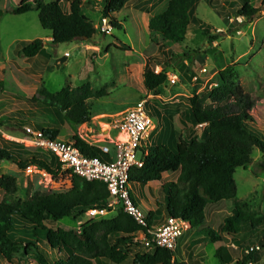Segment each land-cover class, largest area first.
<instances>
[{"label": "trees", "instance_id": "obj_1", "mask_svg": "<svg viewBox=\"0 0 264 264\" xmlns=\"http://www.w3.org/2000/svg\"><path fill=\"white\" fill-rule=\"evenodd\" d=\"M130 1L104 0L100 18L108 19L113 29H119L118 22L112 16ZM239 1L240 8L235 17L241 20L232 23V27L228 29L230 33H237L240 28L250 25L260 11L252 6L251 0ZM196 2L197 0H169L165 11L152 17L148 31L166 43L183 44L186 33L195 21ZM260 7L264 8V0H260ZM30 12L37 13L39 25L49 32L53 47L77 41L90 43L97 34L93 21L82 9V0H71L65 11L58 0L49 3L34 0L15 8L12 14L23 15ZM202 34L208 45L221 35H211L207 27L202 29ZM18 55L26 59L38 57L44 62L50 59L41 40L27 43ZM194 56L195 53L191 51H184L181 55L172 54L166 65L179 58L192 63ZM154 57L152 60L157 62V56ZM186 67L181 65V69ZM165 68L155 74L150 64H146L143 83L148 94L154 97L160 95L161 88L167 83ZM218 76L221 85L211 92L210 105L199 109L194 100L190 101L192 107L187 119L191 127L186 130L184 139L174 146L160 143L151 146L146 150V156L144 150H141L143 167L130 170L128 183L130 186L144 187L160 182L164 174L178 173L176 182H169L161 187L165 213L167 217L182 220L190 229H197L204 224L209 206L230 203V215L224 219L218 231L207 229L206 238L202 242L212 246L219 245L214 253L218 264H258L263 258L264 230L262 229L261 235L255 233L259 227H264V214L246 212L239 204L234 173L238 168L246 171L251 166L254 149L264 155L263 134L249 124L252 123L249 114L255 104L237 82L234 68H227ZM36 95L37 98L32 100L39 113L45 109L52 115L49 120L51 124H56L57 121L59 125L66 123L71 128H78L91 123L87 101L93 93L87 86L76 90L63 89L56 94H50L41 88ZM145 99L140 97L138 101ZM148 114L162 119L156 109L152 113L148 111ZM200 125L206 126L203 137H190L194 133L193 129ZM36 130L51 139H56L59 135L57 128L50 129L45 125ZM188 137L190 138L187 139ZM71 141L85 157L111 161L109 155L102 154L96 146L85 142L78 133L71 137ZM12 145L19 147L13 143ZM1 162L15 164L20 170L35 167L54 180L67 178L71 186L65 192L37 197L24 203L10 201L7 197L0 202V257L7 263L32 257L35 264H188L177 262L174 252L164 249H156L150 254L140 250L132 255L133 236L140 232L146 233L152 226L155 214L161 215V209L157 208L154 214L149 213L144 226L121 212L112 218L87 221L81 225L80 231L64 230L56 225L67 219L76 224L93 207H105L108 200L106 186L96 181L88 182L70 171H62L58 160L47 152L27 157L21 152L14 153L7 147H0ZM0 188L8 196L12 195L15 190L14 178L8 175L1 177ZM254 237V240H260V250L244 255L241 262L234 263L227 247L233 245L242 248L247 241L251 243Z\"/></svg>", "mask_w": 264, "mask_h": 264}, {"label": "rangeland", "instance_id": "obj_2", "mask_svg": "<svg viewBox=\"0 0 264 264\" xmlns=\"http://www.w3.org/2000/svg\"><path fill=\"white\" fill-rule=\"evenodd\" d=\"M33 1L0 0V147H7L14 153L21 152L27 157L45 154V151L26 142L24 131L25 128H33L41 122L50 129L57 128L59 140H70L80 132L88 144L95 145L96 141L102 140L97 136V131L102 128L100 124L109 121L111 123L114 118L112 116L131 107L140 97L147 99V110L150 113L158 110L162 120L172 125L174 133L170 146H174L184 139L185 129L191 127L187 119L188 111L192 107L190 101L194 100L196 108L199 109L210 105L211 92L221 85L218 74L230 67L237 72V82L255 106H264V8L260 7V0H251L252 6L260 10L259 14H256L250 25L240 28L237 33H230L228 29L234 21L241 20L235 17L240 8L239 0H197L194 7L195 21L186 33V41L176 45L166 43L148 31L152 17L162 14L166 9L158 6L153 10L154 7L149 4L154 1L147 4L144 3L146 0H131L120 12L112 16L118 22L119 29L111 27L110 31L103 32L100 29L102 19L99 13L104 7V0H82L84 13L91 18L97 29L96 36L90 43L77 41L57 47L50 43L49 32L39 25L36 12L12 14L15 8ZM42 1L49 3L55 0ZM58 1L65 11L71 0ZM140 6H146L143 13L135 10ZM206 27L210 29L211 35L221 33L211 45H208L206 37L202 34V29ZM34 40L42 41L45 52L50 57L49 61L16 56L18 51ZM184 51L195 53L193 62L189 61L186 69H181L184 63L180 58L166 65L168 57L172 54L181 55ZM154 56H157V62L152 60ZM1 63L6 65L3 67ZM146 64H150L154 70L157 67L160 71L166 67L164 70L167 79L172 75L177 76L176 84L169 85L167 82L158 97L148 94L143 83ZM86 86L93 93L87 101L91 123L78 128H71L66 123L59 125L57 121L56 124H51L49 120L52 115L45 111V118L42 117L32 100L37 98L36 93L41 88L50 94H56L63 89L76 90ZM16 105H21V108L15 107ZM253 110L249 115L254 123L249 124L256 127L257 113ZM151 118L154 128H158L157 132L161 128L164 129L163 144L167 145L169 129L162 126L161 120L153 116ZM201 127L202 125L198 126L196 134L203 132ZM262 134L264 139V131ZM151 142L156 145L153 138L146 144L150 147ZM251 159L252 164L246 171L241 168L235 170L236 199L246 212L264 214V155L254 149ZM5 175L14 178L15 190L8 196L0 188V202L7 197L10 201L24 203L37 197L65 192L71 187L67 178L54 180L35 167L20 170L15 164L1 162L0 178ZM174 180L175 177H170L166 182ZM151 189L153 190V186ZM138 193L136 185L130 186L131 199L147 216L149 209L145 197L149 199L150 192L148 188H143L140 196ZM159 194L163 196L160 191ZM160 204L163 208V203ZM209 207L210 213L206 212V220L202 226L183 232L174 252L177 262L218 264L214 258L216 249H213L214 246H219L218 244L212 246L201 239L183 248L184 242L193 236L194 231L199 230L198 238L201 235L206 236V230L209 228L218 231V226L231 213V205L228 202ZM161 215L162 218H167L164 209L161 210ZM79 222L75 224L67 219L59 222L56 227L80 231L81 225L87 221L84 218ZM262 229L264 230V227H259L255 235L260 234ZM222 237L227 238L226 235ZM254 239L255 237L251 243L247 241L242 248L237 246L236 251L231 246L227 247L234 262L242 261L247 248L245 246H260V240ZM131 251L132 255L140 252L134 246ZM262 253L264 255V249ZM0 264L9 263L0 257ZM12 264L35 262L30 257L21 261L15 259Z\"/></svg>", "mask_w": 264, "mask_h": 264}, {"label": "built area", "instance_id": "obj_3", "mask_svg": "<svg viewBox=\"0 0 264 264\" xmlns=\"http://www.w3.org/2000/svg\"><path fill=\"white\" fill-rule=\"evenodd\" d=\"M100 29L103 32L110 31L111 25L107 19H102ZM185 66H189L187 60H183ZM161 71L156 67L155 74ZM205 72V71H204ZM177 76L168 77L169 85H175ZM110 130L115 133L114 139L108 145H101L98 149L104 155L113 152L114 159L104 162L98 158H88L80 153L70 140L51 139L41 131L33 128H25L27 140L37 149H41L55 157L61 165L62 171H70L72 174L88 181L100 182L106 186L108 200L105 207H93L85 214L86 221H99L112 218L123 212L129 215L137 224L144 226L146 215L135 205L130 196L128 183L131 169H141L142 142L155 128L152 118L147 111V99L139 100L131 107L114 116ZM112 146V148H110ZM147 151L144 150V156ZM189 225L180 219L167 217L158 227L151 226L146 233H136L133 236V246L139 250L152 253L156 249H164L174 252L179 239ZM236 251L235 246H231ZM257 244L249 246L245 255L258 252ZM247 264H252L251 262Z\"/></svg>", "mask_w": 264, "mask_h": 264}, {"label": "crops", "instance_id": "obj_4", "mask_svg": "<svg viewBox=\"0 0 264 264\" xmlns=\"http://www.w3.org/2000/svg\"><path fill=\"white\" fill-rule=\"evenodd\" d=\"M152 1H154L153 3H150V2H152ZM168 1L169 0H146V1H144V3H147V2H149L150 4H149V6L150 7H154V9L153 10H155L158 6H162L163 8H166L167 7V4H168ZM148 4V3H147ZM144 9V10H143ZM145 9H146V6H140L138 9H135V10H140L142 13H143V11H145ZM18 53H19V51L17 52V54H16V56L19 58L20 56L18 55ZM36 59H38V57H36ZM189 62V61H188ZM2 64V66L4 67L5 65H6V63H1ZM21 105H16L15 107H19V108H21L20 107ZM253 109H255L256 110V113H257V115H256V123H258V125H256V127H254V128H256L257 130H259V131H261V132H263L264 131V106H260V105H257V106H254V108ZM252 109V110H253ZM126 110V109H125ZM251 110V111H252ZM37 111V110H36ZM123 112V111H122ZM253 112H254V110L252 111V113H251V116H253ZM27 113H29V112H27ZM119 113H121V111L120 112H118L117 114H119ZM40 114L42 115V117H44L45 118V109H42L41 110V112H40ZM117 114H115L114 116H116ZM114 116H112V117H114ZM111 117V118H112ZM163 119V118H162ZM161 119V123H162V126L163 127H165L168 131H169V137H168V143H167V145L168 146H170V144L172 143V134L174 133V128L172 127V125L170 124V123H165L163 120ZM44 121H45V119H44ZM50 122V121H49ZM252 123H254V121H253V118H252ZM251 123V124H252ZM42 125H45L44 123H37V124H35L34 125V127H33V129H38V127L39 126H42ZM101 126H102V128L99 130V131H97V133H98V135L97 136H100L101 138H102V140L101 141H96L95 142V145H92V146H96L97 148H99L102 144L103 145H108L109 143H110V140H113L114 139V136H115V133L113 132V131H111L110 130V126L109 125H111V123H110V121L109 122H106V123H104V124H100ZM84 128H86L85 126H83ZM202 129H204L203 130V132L201 133V134H196L195 132H196V129H198V126L197 127H195L194 129H193V134L192 135H190V137L192 136V137H195L196 139H200V138H202L203 137V135H204V131L206 130L205 128H206V126L205 125H202V127H201ZM104 129V130H103ZM188 128H186L185 129V133H186V130H187ZM157 130H158V128H156V129H154L152 132H150L149 134H148V137L142 142V150H147L148 148H149V146L146 144V142L148 141V142H150L151 140H152V138H153V140H156V144H162V145H165V144H163L165 141V135H164V129L163 128H161L158 132H157ZM157 132V133H156ZM80 132H78V136L81 138V139H83V137H82V135L81 134H79ZM190 137H188L187 139H189ZM58 138V137H57ZM186 139V140H187ZM84 140V139H83ZM85 141V140H84ZM86 142V141H85ZM166 145V146H167ZM146 146V147H145ZM151 146H154L153 145V142H151V145H150V147ZM110 148H112V146H110ZM110 159L112 158V159H114V155H113V152H111V154H110ZM170 177H175V180L172 182V183H174V182H176V180H177V177H178V173H176V174H164L163 176H162V179H161V181L160 182H153V183H150V184H148V185H146V186H144V187H142V186H137V189H138V194H139V196L143 193V188H148V190H149V192H150V196H149V199H147L146 197H145V201H146V205H147V207H148V214L149 213H153L154 214V212H155V210L157 209V208H159V209H161L162 211H163V209H164V212H165V206H164V195L163 196H160V194H159V191L162 193V191H161V187H162V185H164V184H166L167 182V180H168V178H170ZM169 183V182H168ZM153 186V190L151 189V187ZM153 193H155V194H153ZM160 203H163V208L161 207L162 205L160 204ZM152 207H154V209L152 208ZM214 207H216V206H214ZM210 209V207H208L207 208V210H206V212L208 211ZM209 212V211H208ZM210 213V212H209ZM156 216H154L153 217V220H152V226L153 227H158V226H160L164 221H165V219L166 218H162V215H158V214H155ZM206 216H207V214L205 213V220H206ZM222 224V223H221ZM220 224V225H221ZM219 225V226H220ZM219 226H218V228H219ZM209 229H211V228H209ZM189 231H193V230H191L190 228H189V230H188V232ZM198 234L200 235V233H199V230L197 231H194V233H193V236L191 237V238H188L185 242H184V245H183V248L185 249L186 248V246L187 247H189V245H192V244H194L195 242H197V240H203V239H205L206 238V236L204 235H201V237H197L198 236ZM196 237V238H195ZM186 242H187V245H186ZM213 248V247H212ZM218 248V246H214V250L215 249H217ZM235 248L237 249L238 247L237 246H235ZM262 262H264V255H263V258H262V260L258 263V264H261ZM235 263V262H234ZM104 264H107V263H104Z\"/></svg>", "mask_w": 264, "mask_h": 264}, {"label": "water", "instance_id": "obj_5", "mask_svg": "<svg viewBox=\"0 0 264 264\" xmlns=\"http://www.w3.org/2000/svg\"><path fill=\"white\" fill-rule=\"evenodd\" d=\"M259 13H257V15H258Z\"/></svg>", "mask_w": 264, "mask_h": 264}, {"label": "clouds", "instance_id": "obj_6", "mask_svg": "<svg viewBox=\"0 0 264 264\" xmlns=\"http://www.w3.org/2000/svg\"><path fill=\"white\" fill-rule=\"evenodd\" d=\"M147 217V216H146ZM175 252V251H174Z\"/></svg>", "mask_w": 264, "mask_h": 264}]
</instances>
